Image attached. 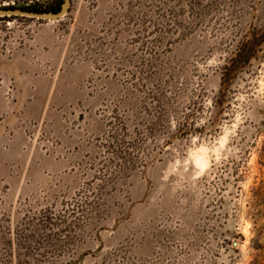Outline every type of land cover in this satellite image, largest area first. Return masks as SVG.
Returning <instances> with one entry per match:
<instances>
[{
  "label": "rangeland",
  "instance_id": "1",
  "mask_svg": "<svg viewBox=\"0 0 264 264\" xmlns=\"http://www.w3.org/2000/svg\"><path fill=\"white\" fill-rule=\"evenodd\" d=\"M0 136V264H264V0L0 18Z\"/></svg>",
  "mask_w": 264,
  "mask_h": 264
},
{
  "label": "water",
  "instance_id": "2",
  "mask_svg": "<svg viewBox=\"0 0 264 264\" xmlns=\"http://www.w3.org/2000/svg\"><path fill=\"white\" fill-rule=\"evenodd\" d=\"M71 7V0H64L62 9L56 13H36L21 9H0V18L23 17L43 21H56L68 15Z\"/></svg>",
  "mask_w": 264,
  "mask_h": 264
},
{
  "label": "trees",
  "instance_id": "3",
  "mask_svg": "<svg viewBox=\"0 0 264 264\" xmlns=\"http://www.w3.org/2000/svg\"><path fill=\"white\" fill-rule=\"evenodd\" d=\"M63 2H64V0H59L58 4L47 7L46 9H35V8H20V9L30 11V12H36V13H56L62 9ZM10 9H17V8L11 7ZM251 53H252V47L251 46L247 47L246 51H244L243 53L242 52L239 53L238 58L236 59V62H235L237 64V66L235 68H237L240 65L242 66V65L246 64L250 59ZM231 73H232V70H230L228 77H230Z\"/></svg>",
  "mask_w": 264,
  "mask_h": 264
},
{
  "label": "crops",
  "instance_id": "4",
  "mask_svg": "<svg viewBox=\"0 0 264 264\" xmlns=\"http://www.w3.org/2000/svg\"><path fill=\"white\" fill-rule=\"evenodd\" d=\"M3 144L4 143H2V137L0 136V151L5 150Z\"/></svg>",
  "mask_w": 264,
  "mask_h": 264
},
{
  "label": "flooded vegetation",
  "instance_id": "5",
  "mask_svg": "<svg viewBox=\"0 0 264 264\" xmlns=\"http://www.w3.org/2000/svg\"><path fill=\"white\" fill-rule=\"evenodd\" d=\"M11 8V6H9V7H5V8H3V9H10Z\"/></svg>",
  "mask_w": 264,
  "mask_h": 264
}]
</instances>
